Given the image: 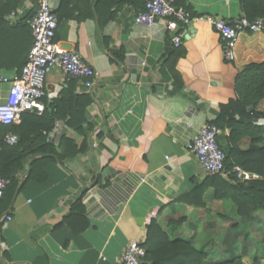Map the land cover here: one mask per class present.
<instances>
[{
  "label": "crops",
  "instance_id": "1",
  "mask_svg": "<svg viewBox=\"0 0 264 264\" xmlns=\"http://www.w3.org/2000/svg\"><path fill=\"white\" fill-rule=\"evenodd\" d=\"M143 1L51 0L59 18L57 43L98 74L84 114L89 147L63 164L45 166L41 182L24 184V176H18L15 194L0 213L1 264H115L127 244H145L151 222L170 241H190L194 251L211 255L201 249L203 239L238 217L232 202L215 198V188L200 199L193 195L206 174L187 146L203 125L219 118L221 106L237 98L240 69L224 61L218 34L204 22L179 25L176 52L161 21L151 28L134 26ZM170 1L194 16L228 23L242 16L237 0ZM2 4H15L3 13L8 28L0 34V42L11 46L16 40L11 34L18 31L21 39L22 31L26 36L30 29L33 0ZM16 23L22 28H14ZM246 51L242 47L243 56ZM18 75L0 68V77ZM80 86L56 68L45 81L46 99L56 100L67 87L76 96L87 95ZM9 88L0 84V104ZM255 112L256 123L264 125V100ZM57 124L48 138L55 144L58 132L65 130L64 122ZM67 133L78 145L84 139ZM230 133L224 129L218 136L226 154ZM251 143L245 136L237 147L247 152ZM80 197L83 211L69 216ZM200 201L203 205L197 206ZM7 215L11 219L6 222ZM146 264H167V249H157Z\"/></svg>",
  "mask_w": 264,
  "mask_h": 264
},
{
  "label": "trees",
  "instance_id": "2",
  "mask_svg": "<svg viewBox=\"0 0 264 264\" xmlns=\"http://www.w3.org/2000/svg\"><path fill=\"white\" fill-rule=\"evenodd\" d=\"M237 1L242 16L248 21L264 20V0ZM14 8L15 4L8 8L3 4L0 5L1 36L7 33L8 28V24L3 19V13L10 12ZM183 10L194 16L188 9ZM34 12L32 9V17ZM113 14L109 13L108 21L113 18ZM104 25L105 23H101L100 27ZM15 27H21L20 23L14 24ZM25 30L26 36L22 31L21 39L18 31L11 34V37H16L11 46L0 42V68L14 69L17 70V74H20L32 44L31 30ZM25 41L26 44H24ZM242 47L247 49L245 56L242 55ZM4 52L10 56L4 58L2 56ZM234 63L240 69L235 86L237 98L220 107L219 118L213 125L219 130L229 129L231 131L228 138L230 152L226 154L222 149L226 156L225 169L231 171L233 167H238L260 179L250 181L247 183L248 185H245L246 183H237L233 175L229 180H224L219 176L206 175L205 179L196 186L193 195H197L200 199L208 188H215L216 199L232 202L245 226H242L244 230L240 233L247 234V224L255 223L252 215L256 212L264 213V146H260L264 136V125L256 123L258 115L255 112L259 103L264 100V27L259 33L244 31L240 34L235 49ZM43 103L45 110L41 115L27 113L21 116L18 126L0 125V177L8 182L7 189L3 197L0 198V213L7 208L15 194L19 185L18 176H24V184L32 181L41 182L45 177L43 173L45 166L51 163L63 164L66 160L83 154L89 147L87 136L89 129H87L88 127L84 128L86 124L85 110L91 104L88 94L76 96L73 89L67 87L61 91L59 98L47 101L45 97ZM249 107H252L253 111H248ZM262 116L264 117V115ZM61 121L65 124V130L59 134L56 144L51 143L48 138L54 135L57 123ZM68 130L75 135L82 136L83 141L78 145L67 133ZM7 135H15L18 138L17 144L8 146L5 143ZM245 136L250 137L252 143L247 152H241L237 145L239 140ZM26 168L27 173L25 172ZM231 184H235V187H232ZM201 205H203L201 201L197 203V206ZM82 211L80 197L73 203L69 216L80 214ZM174 224L172 222L170 226ZM230 233L232 234V231ZM238 236V233L233 232L232 242L222 253L229 254V257L218 264H245V261L247 264H264V246L254 243L252 246L254 250L251 252L250 245H246L248 243L246 237L242 240L245 245L242 254L236 255L232 252V244L234 241L237 243ZM143 247L146 250V261L151 259L157 249H167V264H205L207 258L205 252L194 251L190 241H170L168 236L166 237L159 231L154 222H151L147 228Z\"/></svg>",
  "mask_w": 264,
  "mask_h": 264
},
{
  "label": "built area",
  "instance_id": "3",
  "mask_svg": "<svg viewBox=\"0 0 264 264\" xmlns=\"http://www.w3.org/2000/svg\"><path fill=\"white\" fill-rule=\"evenodd\" d=\"M3 0H0V5ZM34 15L30 20L32 45L25 65L20 74L12 79L0 77V84H9V92L5 103L0 104V125L11 126L20 123L23 114L41 115L45 110L43 99L46 97L45 81L48 75L58 68L69 81L80 84L86 94L94 87L98 77L77 54L63 50L56 41L58 18L51 9V0H33ZM16 16V14H12ZM158 21L169 33V41L174 49L181 45L182 35L179 25L204 22L219 36L223 47V59L226 63L235 60V49L239 36L244 31L259 33L263 30L264 20L248 21L244 16L234 23L218 20L211 16H191L181 8L175 7L170 0H145L142 8L133 19L134 26L151 28ZM58 129V125L56 126ZM220 130L212 123L203 125L187 146L198 165L207 176H219L229 180L233 175L237 183H248L257 176L246 173L238 167L231 171L225 169L226 156L221 149L218 136ZM15 135H7L8 146L17 144ZM95 146V142L92 143ZM8 182L0 177V198L7 189ZM7 215L5 221H10ZM146 250L140 243H129L115 264H145Z\"/></svg>",
  "mask_w": 264,
  "mask_h": 264
},
{
  "label": "rangeland",
  "instance_id": "4",
  "mask_svg": "<svg viewBox=\"0 0 264 264\" xmlns=\"http://www.w3.org/2000/svg\"><path fill=\"white\" fill-rule=\"evenodd\" d=\"M237 213V212H236ZM238 216V214H237ZM253 219L255 223L247 224L246 233H240V231L244 230V225L242 222V218L240 216L236 217L235 221H233L232 225L225 227L222 226L217 230H214L213 235L203 239L201 245L203 248L201 249H209L211 255L207 254V258L205 259V264H218L223 259H227L229 254H222L228 247V245L232 242L231 235L233 232L238 233L237 243L235 241L232 244V252L236 255H241L243 251V247L245 246L242 240L246 237L248 240L247 246L250 245L253 252V244L256 243L260 246H264V213L256 212L253 215ZM220 226V225H219ZM244 226V227H242ZM232 231V234L230 233ZM220 253V254H219ZM245 264L246 261H245Z\"/></svg>",
  "mask_w": 264,
  "mask_h": 264
},
{
  "label": "water",
  "instance_id": "5",
  "mask_svg": "<svg viewBox=\"0 0 264 264\" xmlns=\"http://www.w3.org/2000/svg\"><path fill=\"white\" fill-rule=\"evenodd\" d=\"M248 111H253V108H252V107H249V108H248ZM59 134H60V133L58 132V134H57L56 137H55V140H56V141H58ZM245 185H248V184L246 183Z\"/></svg>",
  "mask_w": 264,
  "mask_h": 264
}]
</instances>
